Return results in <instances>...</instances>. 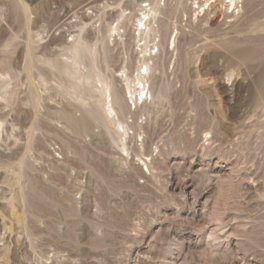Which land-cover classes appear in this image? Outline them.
Returning a JSON list of instances; mask_svg holds the SVG:
<instances>
[{
  "label": "rangeland",
  "instance_id": "1",
  "mask_svg": "<svg viewBox=\"0 0 264 264\" xmlns=\"http://www.w3.org/2000/svg\"><path fill=\"white\" fill-rule=\"evenodd\" d=\"M156 1L179 40L153 49L128 148L94 122L83 133L63 114L98 99L49 62ZM23 2L27 16L0 0V264H264V0L200 18L197 0ZM109 45L112 71L126 54L135 67L133 39Z\"/></svg>",
  "mask_w": 264,
  "mask_h": 264
},
{
  "label": "bare ground",
  "instance_id": "2",
  "mask_svg": "<svg viewBox=\"0 0 264 264\" xmlns=\"http://www.w3.org/2000/svg\"><path fill=\"white\" fill-rule=\"evenodd\" d=\"M197 1L198 6L192 5L191 10L196 13L197 18H200L201 14H210L212 11L217 10V6L219 8L225 7L228 13H237L240 15L245 0ZM19 2L20 7L27 16V5H25L23 0H19ZM164 10L165 6H162L160 1L153 2V4H146L144 7L142 5L140 8L142 12L138 16L126 14V11L122 10L116 19V23L115 21L108 23L105 32L101 37L98 36L95 44L92 45L80 34L77 35L76 41L69 48L73 54L72 63H62L60 59L49 62L53 67L63 71V73L71 78L76 79V82L79 80L83 85H88L90 93L98 99V106L90 104L88 107H84L80 114H78L79 111L77 108L73 112H63L64 116H62L68 119L71 124L81 127L83 133L91 130H86L87 125L92 126V124H89V121H91L95 123V126H103L111 130V135L114 140L117 143L120 140L122 142L121 145L128 148L124 140H127V135H130L129 129L133 127L131 124L126 123L124 116L132 113L133 105L135 108H138L139 103L144 104L149 96H153L151 82L155 77L154 72L159 70L160 66L163 65L159 64L156 60L157 53L165 51L166 46L167 49L170 47L173 49L177 48L178 35L180 33L178 28H175L177 31L175 32L176 34L173 36L172 32L168 35L170 29L169 24L163 22L161 16ZM129 21L134 22L133 24L135 25L131 35L128 33ZM102 30V27L98 28L99 35L102 33ZM128 36L139 46L135 67L131 70L128 64L129 56L126 54L121 72L112 71L109 62V42L113 39V41L125 43L128 40ZM98 44L102 45L104 51V67L100 66L98 61ZM155 47L158 49L157 53L153 51ZM27 56L29 58L27 70L29 77H31L34 67L33 50L31 47L28 48ZM82 65H85V70H82ZM118 82H124L125 84L119 87ZM127 92L130 94V97H128ZM165 92V88L159 92L157 95L159 100L162 101L165 98ZM39 103L40 98L37 96L34 101L35 107ZM205 138H208V133H206Z\"/></svg>",
  "mask_w": 264,
  "mask_h": 264
}]
</instances>
